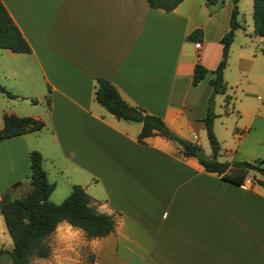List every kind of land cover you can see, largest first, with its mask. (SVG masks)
Segmentation results:
<instances>
[{"label": "crops", "instance_id": "crops-1", "mask_svg": "<svg viewBox=\"0 0 264 264\" xmlns=\"http://www.w3.org/2000/svg\"><path fill=\"white\" fill-rule=\"evenodd\" d=\"M0 1L30 48H0V85L16 95L0 92V128L6 113L42 121L0 139V196L31 187L28 153L35 150L46 179L54 171L64 182L63 195L81 186L90 206L114 222L90 239L58 222L48 235L56 240L49 248L55 264H85L90 256L95 264H264L262 176L233 183L158 134L139 142V123L115 118L94 99L95 79H106L127 104L204 151L202 118L231 0H181L169 11L146 0ZM194 29L199 39L187 37ZM196 62L206 72L193 84ZM49 182L54 189L56 179ZM10 248L0 214V249ZM0 264H10L5 254Z\"/></svg>", "mask_w": 264, "mask_h": 264}, {"label": "trees", "instance_id": "trees-1", "mask_svg": "<svg viewBox=\"0 0 264 264\" xmlns=\"http://www.w3.org/2000/svg\"><path fill=\"white\" fill-rule=\"evenodd\" d=\"M180 1L146 0L149 7L160 8L164 11L173 9ZM204 1L207 6L217 2V0ZM237 14V0H231L229 28L219 40L221 43L220 59L212 70V77L209 79L211 95L224 91L222 70L226 63L233 29L239 25L236 21ZM251 22L253 33L264 37V0H251ZM200 33V29H194L187 37L189 39H199ZM0 48L12 52L30 51L29 45L1 1ZM259 51L264 54V41ZM205 72V67L196 62L193 65L191 82L193 84L198 82ZM95 82L94 99L99 105L117 119L140 124L137 133L139 142H142L147 136L158 134L176 143L183 156L194 157L205 171L215 172L223 179L233 183H241L244 177L248 176L250 170L264 178L262 160L256 159L251 162L217 160L219 143L212 130L215 114L212 108L211 95L207 100L205 114L202 118L210 149V154L204 155L199 145L175 134L159 116L150 114L137 106L127 104L109 81L96 78ZM0 92L7 98H16V95L9 92L2 85H0ZM28 100L31 103L36 102L34 98ZM41 126L42 121L35 118L6 113L2 116L0 139L37 130ZM28 160L30 189L21 197H12L9 190H6L0 196V214L11 241L10 250L0 249V255L5 254L10 259V264H26L31 257H47L50 252L47 237L60 221H65L70 226L79 228L87 239L101 237L112 231L114 222L111 216L96 212L89 204L87 193L77 184L71 186L69 193L60 202L50 201L48 197L54 185L46 179L45 171L41 167V155L38 151L31 150L28 153ZM257 183L264 185V180L259 179ZM85 264L95 263L92 262L90 256L89 261Z\"/></svg>", "mask_w": 264, "mask_h": 264}, {"label": "rangeland", "instance_id": "rangeland-1", "mask_svg": "<svg viewBox=\"0 0 264 264\" xmlns=\"http://www.w3.org/2000/svg\"><path fill=\"white\" fill-rule=\"evenodd\" d=\"M237 10L236 21L239 25L233 29L223 71L225 92L210 93L215 113L212 130L220 145L217 160L251 162L259 159L264 166V54L259 52L263 39L252 31L250 0H239ZM200 139L204 148L202 152L209 155L204 132ZM253 174L257 177L251 170L248 177ZM52 178L56 179L57 184L48 199L58 203L68 192L63 195L64 182L57 178L54 171L49 173L48 180L51 181ZM29 189L22 187L20 191H10V195L20 197ZM66 235L73 242L78 241L75 233L66 232ZM9 238L8 235V240ZM54 243L56 244L55 238L47 237L49 248ZM60 250L62 249L57 246L56 253ZM8 262L10 263L9 258ZM54 262L48 255L39 259L31 257L26 264H55ZM70 264L81 262L73 261Z\"/></svg>", "mask_w": 264, "mask_h": 264}, {"label": "built area", "instance_id": "built-area-1", "mask_svg": "<svg viewBox=\"0 0 264 264\" xmlns=\"http://www.w3.org/2000/svg\"><path fill=\"white\" fill-rule=\"evenodd\" d=\"M194 47L196 49H198L199 48V43L198 42H194ZM244 183H249V180L248 179L244 180Z\"/></svg>", "mask_w": 264, "mask_h": 264}]
</instances>
